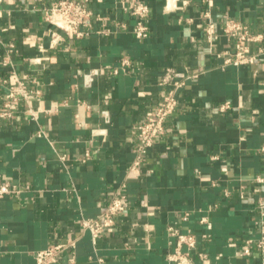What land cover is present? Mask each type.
<instances>
[{
    "label": "crops",
    "instance_id": "crops-1",
    "mask_svg": "<svg viewBox=\"0 0 264 264\" xmlns=\"http://www.w3.org/2000/svg\"><path fill=\"white\" fill-rule=\"evenodd\" d=\"M54 1H0V75H30L41 91L30 101L37 117L26 101L0 116V181L22 188L0 200V264H36L38 250L71 239L72 264H171V227L195 234L196 264H264L255 245L241 252L264 222V56L224 66L218 55L232 49L225 18L264 32V0H140L151 8L142 40L121 0H88L102 18L73 39L46 20ZM210 21L219 31L212 41ZM168 66L179 78L199 75L181 88L167 134L131 172V129L164 94ZM6 92L0 87V111ZM122 183L126 208L93 241L82 220L100 213Z\"/></svg>",
    "mask_w": 264,
    "mask_h": 264
},
{
    "label": "built area",
    "instance_id": "built-area-1",
    "mask_svg": "<svg viewBox=\"0 0 264 264\" xmlns=\"http://www.w3.org/2000/svg\"><path fill=\"white\" fill-rule=\"evenodd\" d=\"M121 2L124 10L135 18L133 28L135 37L140 40L147 38L150 35L147 22L151 11L150 5L140 0H121ZM205 15L209 17L210 12L206 11ZM45 17L46 20L71 39L88 35L93 22L102 18L100 14L95 13L89 7L88 0H55L47 9ZM205 29L209 41L219 36V31L213 21L208 22ZM222 32L232 41L231 50L218 53L219 56L223 57L224 66L229 64H254L263 58L264 45H258L256 50L253 49V46L264 39V32H254L247 23L232 17L225 18ZM53 36V42H57L60 37L59 34L54 32ZM8 46L9 52H12L15 48L13 43ZM32 60L38 62L40 58H32ZM4 63L11 64V61L7 58ZM128 63L127 60L123 62V64ZM106 67L114 73L119 71L116 66L107 65ZM95 73L96 70H92L91 79ZM198 75V72H192L185 78H179L174 66H168L165 69L160 82L165 87L164 94L144 120L135 124L131 129L135 141V156L129 166L131 172L138 170L144 162L149 148L167 134L170 120L178 108V96L181 88L188 79L195 78ZM11 76L0 75V87L7 88L0 116H11L19 104L26 101L29 104L28 111L32 118L37 117V112L30 106V101L41 93L40 89L31 86L34 80L30 75H19L13 70ZM229 106L230 102H225L221 108L225 109ZM104 114L108 116V111L104 110ZM104 131L103 129H93V134L103 133ZM37 134L41 136L44 132L39 130ZM91 155L92 152L87 150L85 158L88 159ZM259 180L263 181L264 178H259ZM126 190L127 184L122 183L112 192L108 203L100 213L94 217L83 218L82 228L90 231L93 241H96L107 229L114 226L116 217L125 210ZM21 191L22 188L11 181H0V200L6 195H16ZM260 207L264 209V200L260 201ZM260 227V235L257 238L247 239L246 243L242 245L241 252L243 254H251V246L255 245L264 256V222H261ZM171 233L177 237V245L169 257L171 264H196L191 255V250L196 247L195 234L192 232L181 233L174 227H171ZM183 246H186L187 250H183ZM76 247V239L50 244L35 253L36 264H55L64 255L69 256V262L72 264L76 260ZM201 257L206 259L204 254H201Z\"/></svg>",
    "mask_w": 264,
    "mask_h": 264
}]
</instances>
